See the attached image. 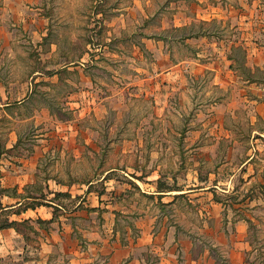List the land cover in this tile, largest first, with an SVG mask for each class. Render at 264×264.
Listing matches in <instances>:
<instances>
[{
  "label": "rangeland",
  "instance_id": "374dc122",
  "mask_svg": "<svg viewBox=\"0 0 264 264\" xmlns=\"http://www.w3.org/2000/svg\"><path fill=\"white\" fill-rule=\"evenodd\" d=\"M16 1L23 2L12 5ZM170 1L0 0V104L23 100L10 111L0 108V135L7 142L19 140L15 154L20 157L46 145L47 139L61 145L56 153L46 154L37 181L28 189L39 196L35 189L45 187L47 175L89 179L95 196L104 192L103 201L116 208L115 216H108L78 210L87 201L80 204L78 194L60 199V214L73 226L66 238L84 254L82 264H229L216 245L227 211L224 205L214 208L217 204H210L209 196L218 190L228 199L224 203L233 206L239 195L258 189L264 178V150H251L254 143L262 144V136L256 141L251 134L264 126L261 119L253 123L242 113L244 119L233 123L241 130L237 145L233 141L230 150L229 140H224L210 152L193 149V137L182 134L188 125L197 124L195 120L178 112L152 119L146 114L149 108L138 96L137 68L154 62V56L143 43L144 35L158 32L167 37L165 47L177 62L186 57L183 34L203 26L164 28ZM139 48L143 55L135 53ZM237 59L244 62L241 52ZM76 127L83 131L78 140L61 137ZM54 132L57 137H46ZM88 137L90 143L85 141ZM123 144L130 150L120 151ZM252 154V161L243 165ZM251 173L259 179L249 184L245 178ZM215 179L220 182L217 189ZM167 188L182 191L151 194ZM228 188L229 192L222 190ZM47 202L42 200L40 206L49 207ZM145 225L150 241L140 244ZM51 226L49 234L58 236L57 225ZM43 231L38 230L46 234ZM256 237L260 248L263 225ZM63 246L54 247L50 264H74L75 253ZM117 249L124 255L116 257ZM36 258L34 252L10 254L0 257V264H37Z\"/></svg>",
  "mask_w": 264,
  "mask_h": 264
},
{
  "label": "crops",
  "instance_id": "0c3cea01",
  "mask_svg": "<svg viewBox=\"0 0 264 264\" xmlns=\"http://www.w3.org/2000/svg\"><path fill=\"white\" fill-rule=\"evenodd\" d=\"M22 2L16 1L12 5H21ZM168 7L172 10L166 21L168 24L164 28L169 27V24L177 28L191 27L194 23H200L203 26L197 31L189 29L187 32L186 30L183 34L184 43L181 48L186 57L177 62L172 61L169 46L165 47L166 42L169 41L167 37L160 36L158 32L144 35L143 43L150 55L154 56V62L137 68V90L140 94L138 96L149 108L146 114L152 119L178 112L186 119L195 120L197 123L194 124V122L182 130L186 139L193 137V149L214 152L222 141L229 140V149L232 150L233 141L236 146L235 142L239 140L238 135H241V130L239 127H234L233 123L235 120L244 119L242 113L245 112L247 119L252 120L253 123L260 119L264 122V0H171ZM239 52L243 54V63L237 59ZM135 53L144 54L141 48ZM160 59L166 62H160ZM22 102L21 98L15 101L9 100L0 104V108L7 107L10 111L12 105H19ZM69 127L72 126L69 125ZM139 130L142 131V128ZM151 131L153 134V129ZM56 134L54 132L50 136L48 133L46 137H57ZM65 134L61 137L78 140L80 135H83V131L80 132V129L76 127L73 132L66 131ZM251 134L257 137L256 141L259 140V136L263 137L262 144L254 143L251 150H257L261 146L264 150V126L252 129ZM204 139L208 141H202ZM196 140L199 142L195 143ZM18 141L7 142L0 135V186L15 187L18 194L27 195L25 188L37 181L39 165L43 158L46 154L59 151L61 145L51 142L49 144L47 139L46 145L34 147L26 157H20L15 154L19 146ZM85 141L90 143V138L88 137ZM190 147L191 144L186 146V149L189 150ZM129 148V145L123 144L120 146V151L127 152ZM253 157L255 154L247 158L243 165L249 164ZM110 170V168L106 169L105 173ZM249 176L250 178H245L246 183L249 184L259 179L254 178V173ZM231 179L228 183H231ZM75 180L78 179L62 180L57 175L44 177L43 192L46 199L42 200H47L49 207L38 205L39 207L19 210L22 202L26 199L30 200L29 197L22 199L6 193L0 194V201L5 206L4 209L8 210L5 215L10 221L18 222L17 228H0V257L5 258L10 254L21 257L24 253L34 252L35 255H39V259L36 258L37 264H50L54 247L63 244V247L75 253L72 256L74 264L83 263L84 254L75 248L72 239L66 238L67 232L72 231L73 226L60 214L61 209L64 208L59 204L60 199L73 198L78 194L81 197L80 204L83 199L88 201H83L85 206L78 205L80 207L78 210L82 208L81 211L85 209L98 213L101 211L108 216H115L116 208H111L108 202L103 201L104 192L97 193L95 196L96 190L92 188V180L87 179L88 183H67ZM260 181L258 189L254 191L246 189V193L239 195L233 206L230 203H224L228 199L224 198L223 193L218 190H214L212 197L209 196L210 204H217L213 206L214 208L224 205L223 208L225 207L227 211L226 225L221 229L222 231L218 232L216 245L222 247L229 264H264L263 257L257 258V254L264 255V245L260 244L259 248L256 244V232L261 230L262 225L264 226V178ZM218 183L220 182L215 179L213 186L216 189ZM209 187L211 188V186L204 188L208 190ZM222 190L230 191L229 188ZM174 191H182V189L167 188L162 191L156 189V192L151 194L165 195ZM56 192H68L71 195L55 198ZM49 194L53 196L49 197ZM6 199H10L8 202L10 204L4 202ZM55 207L59 208V216L49 223L48 230L51 225L52 228L53 225H57L58 236L50 235L46 228L40 227L36 222L39 218L51 220L54 217ZM34 218L35 223L32 222ZM26 220L34 224L37 230L46 231V234L40 232L36 237L40 243L39 247L29 244L25 239L27 231L25 232L22 222ZM51 230L53 229H50V232ZM149 232V226H143L140 244L150 241L148 240ZM158 240L159 238H151V241L158 242ZM121 254L124 255L117 249L116 257ZM25 263H28V259Z\"/></svg>",
  "mask_w": 264,
  "mask_h": 264
},
{
  "label": "trees",
  "instance_id": "16d2710c",
  "mask_svg": "<svg viewBox=\"0 0 264 264\" xmlns=\"http://www.w3.org/2000/svg\"><path fill=\"white\" fill-rule=\"evenodd\" d=\"M55 72H50V74H53ZM74 182H80V183H88L89 181L87 179H78L75 181H69L67 182L68 184H72ZM29 186H27V195L24 194H18L17 189L14 188H6L3 186H0V194H9V195H14V196H19L22 199H26L27 197L30 198V200L26 199V203L22 202V206L19 208V210L21 209H28L29 207L35 208L38 205H40L42 203V199H46V195L43 192V186L41 185V187L36 188V191H39V196H37V194L33 193L34 191L31 189H28ZM168 189H173V188H168ZM162 191V190H161ZM71 194L68 192H56L55 193V198H59L62 196H70ZM27 201H31V202H27ZM5 206H3L2 202L0 201V228H5V227H18V222L13 220L10 221L9 217L5 214H7L6 212H8V210L4 209ZM94 209V208H93ZM59 208L55 207V211H54V217L51 220H43L41 218H39L36 222L40 225V227L46 228L48 229L49 223L51 221H53L54 219H56L59 216L58 213ZM22 225L25 227L26 229V234H25V239L26 241L35 246V247H39L40 243L37 237V235H31V233H39L37 228L35 227L34 224H32L31 222H29L28 220L23 221Z\"/></svg>",
  "mask_w": 264,
  "mask_h": 264
}]
</instances>
